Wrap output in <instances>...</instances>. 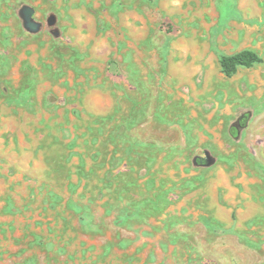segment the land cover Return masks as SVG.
<instances>
[{
    "label": "rangeland",
    "instance_id": "1",
    "mask_svg": "<svg viewBox=\"0 0 264 264\" xmlns=\"http://www.w3.org/2000/svg\"><path fill=\"white\" fill-rule=\"evenodd\" d=\"M0 264H264V0H0Z\"/></svg>",
    "mask_w": 264,
    "mask_h": 264
},
{
    "label": "trees",
    "instance_id": "2",
    "mask_svg": "<svg viewBox=\"0 0 264 264\" xmlns=\"http://www.w3.org/2000/svg\"><path fill=\"white\" fill-rule=\"evenodd\" d=\"M262 60L261 56L251 49H243L233 54H223L219 58L222 72L226 76L234 74L239 66L250 67Z\"/></svg>",
    "mask_w": 264,
    "mask_h": 264
}]
</instances>
